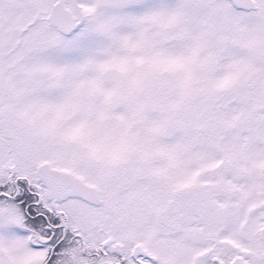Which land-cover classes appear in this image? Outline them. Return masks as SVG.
<instances>
[{"label": "snow or ice", "instance_id": "snow-or-ice-1", "mask_svg": "<svg viewBox=\"0 0 264 264\" xmlns=\"http://www.w3.org/2000/svg\"><path fill=\"white\" fill-rule=\"evenodd\" d=\"M0 264H264V0H0Z\"/></svg>", "mask_w": 264, "mask_h": 264}]
</instances>
